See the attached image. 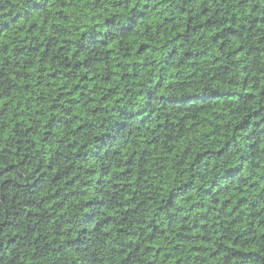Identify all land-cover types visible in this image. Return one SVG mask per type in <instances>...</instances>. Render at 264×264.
<instances>
[{
	"label": "trees",
	"instance_id": "obj_1",
	"mask_svg": "<svg viewBox=\"0 0 264 264\" xmlns=\"http://www.w3.org/2000/svg\"><path fill=\"white\" fill-rule=\"evenodd\" d=\"M0 264H264V0H0Z\"/></svg>",
	"mask_w": 264,
	"mask_h": 264
}]
</instances>
